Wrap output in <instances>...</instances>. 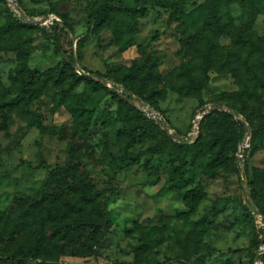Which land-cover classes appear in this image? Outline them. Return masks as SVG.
I'll return each instance as SVG.
<instances>
[{
    "label": "rangeland",
    "instance_id": "1",
    "mask_svg": "<svg viewBox=\"0 0 264 264\" xmlns=\"http://www.w3.org/2000/svg\"><path fill=\"white\" fill-rule=\"evenodd\" d=\"M117 1L137 11L132 17L113 11L95 20V12L107 0H19L25 17L37 23L26 28L9 21L6 0H0V213L12 212L20 199L33 198L44 189L50 171L71 165L92 183L103 215L89 208L99 226L88 229L75 246L50 249L45 258L54 264H135L138 248L144 264H264L263 246L255 248L253 239L256 233L264 238V218L246 196L244 181L245 160L249 182L264 169V148L251 153L253 130L229 107H238L243 89L263 93L262 103L250 102L261 109L264 122V52L259 61L252 57L243 62L250 42L255 47L264 41V14L256 19L254 37L250 40L246 34L241 41L229 26L230 21L240 26L245 17L237 3L168 0L185 5L184 12L174 13L157 0H148L142 10L137 8L139 0ZM189 13L193 19H185ZM211 21L218 48L187 57L185 39ZM65 24L71 29L62 31L64 50L80 59L81 68L107 75L106 85L98 83L108 88L133 62H150L166 79L191 59L192 77L201 91L185 96L163 89L156 99L174 134L179 132L183 139L170 138L193 145L204 134L206 116L199 118L223 106L228 111L212 113L227 112L246 122L236 152L227 156L225 165L214 168H206L209 159H189L184 171L176 157L155 151L165 143L161 132L144 127L137 113L119 108L104 89L76 79L43 37L41 27L61 30ZM236 42L246 43L245 48ZM29 71L40 77L39 92L31 100L20 92ZM127 121L148 137L137 136L139 132L131 136ZM145 244L146 250L140 251ZM254 253L263 261L253 262Z\"/></svg>",
    "mask_w": 264,
    "mask_h": 264
},
{
    "label": "trees",
    "instance_id": "2",
    "mask_svg": "<svg viewBox=\"0 0 264 264\" xmlns=\"http://www.w3.org/2000/svg\"><path fill=\"white\" fill-rule=\"evenodd\" d=\"M224 1L229 4L237 3L245 9V17L242 18L240 26H236L234 21H230L229 26L232 30L238 32L237 37L241 41H245L244 37H246V34H248V39L251 40L256 33V19L258 15L264 14V0L252 1L253 5L251 7L248 6L251 0ZM17 2L20 7L19 0ZM147 3L148 0H139L137 8L142 10L146 7ZM157 3L162 5V7L171 8L174 13H178L179 11L181 13L184 12L185 5L181 3H170L168 0H157ZM194 6L196 11H199L200 6L195 4ZM6 7V14L9 15V21L12 23L26 28L37 27L34 23L29 24L21 20L8 7L7 0ZM52 11V13L58 14L56 10ZM113 11H120L132 17V13L137 10H131L117 0H107L105 6L95 12L94 19H104ZM186 16L184 15L185 19H193L191 13L186 14ZM54 24L57 23L55 22ZM128 28L131 31L133 30L131 24L128 25ZM40 29L43 37L53 44L55 54L64 59L65 65L72 70L76 79L86 80L104 89L111 99L117 103L119 108H125L129 114L132 112L137 113L138 117L146 123L143 124L144 127L146 125V128L150 126L153 129L159 130L165 143L163 146L156 148L155 151L157 150L160 154L176 157L181 167H184V171L189 166V159L193 160V162L199 158L200 160L209 159L210 162L206 165V168L218 167L219 164L225 165L227 156L230 153L236 152L238 144L245 136L246 122L250 124L253 130L251 153L264 148V122H262L261 117L263 114L261 113V109L252 107L250 102L262 103L263 93L250 92L243 89V93L239 95L238 107L229 106L233 111V115L237 117L243 115L246 122L235 120L234 116L227 112H214L202 120V129L205 135H201L191 146L180 144L168 136L161 124L148 118L143 112L132 106L125 99V96L129 99L136 98L154 109L160 114L163 122L172 129L173 126L170 124L169 119L156 105V99L161 97L163 89H169L185 96L201 91L202 88L195 84L192 77L191 59L185 67H182L175 75L169 76L166 79L153 70L150 62L145 61L139 64L133 62L132 66L128 68L123 76L110 82L112 87L108 88L76 73L75 64L76 61L80 64V59L75 57L74 54H68L63 47L62 31L66 32L71 29L69 24H65L61 30H58L56 27L50 29L41 27ZM211 29L216 30V26H214L212 21L203 30L185 39V45L187 46L185 52H189L187 57L191 58L192 52L216 51L218 47L216 48L213 44ZM216 35L217 33L214 34V37ZM263 42L262 40L255 47L250 42L251 50L248 51L247 56L244 58V64L249 63L252 57H255L257 61L260 60V57L263 55L262 52H264ZM200 44L203 46L197 47ZM234 45L241 46L244 49L246 43L236 42ZM82 69L87 73H93L85 68ZM261 71L264 72V64L261 66ZM93 74L109 80L107 75H101L100 73ZM39 81L40 77L37 73L29 71L26 78L22 80L20 92L23 94V97L28 95L29 100L37 97L39 92L37 84ZM120 90H123V93H120ZM256 115H259L260 118L256 119ZM127 127L131 136L141 131V127L137 128V125L133 121H127ZM176 133L180 134L179 132ZM137 136L147 138L148 134L146 131H142ZM167 146H170V148H167ZM233 160H236V158ZM26 165L31 169L29 164ZM245 166L247 168V175L250 177L248 162L246 160ZM43 167L45 166H41V168ZM175 172L178 173L177 171ZM249 184L253 206L264 218V169ZM96 201L97 198L92 183L79 174L76 168L67 165L50 171L44 189L38 191L33 198L20 199L12 212L8 214L0 213V264H22V262L27 260H40V258H42V261L39 264H54L52 258H45L50 249H66L69 245H74L73 243H79L81 238L89 231L88 229L92 226H99L98 223L93 222L94 220L90 217L92 212L89 210V208H92L98 216L102 217L103 214L98 209ZM248 206H250L249 203L246 205V208ZM77 216L82 220H77ZM97 221H99V218ZM253 239L255 248L258 249L260 245L264 246V238H260L259 234L256 233ZM22 241L25 242L22 243ZM141 247L140 251L146 250V244ZM195 247H198V245L195 244ZM76 248L74 247V249ZM138 249L135 252V264H144ZM198 254V252L195 253V255ZM233 254L237 255L240 252H234ZM256 256V253H254L252 256L253 262ZM260 260L263 261V258L260 257Z\"/></svg>",
    "mask_w": 264,
    "mask_h": 264
},
{
    "label": "water",
    "instance_id": "3",
    "mask_svg": "<svg viewBox=\"0 0 264 264\" xmlns=\"http://www.w3.org/2000/svg\"><path fill=\"white\" fill-rule=\"evenodd\" d=\"M15 9H16V11H17L19 17L21 18V20H23V21L26 22V23H30V24H31V23H34V24H37L35 21L28 20V19L25 17L24 12L21 10V8L19 7V5H16V6H15ZM75 66H76V68H77V70H78V73H79L81 76H83V77H85V78H89V79L95 80V81L100 82V83H102V84H104V85L107 84V82L105 81V79L102 78L101 76H98V75L93 74V73H87V72H85V71L79 66V64L77 63V61H76ZM125 99L128 100L129 103H130L132 106H134V107H136L137 109L143 111L142 108H141V105H145L144 102L139 101V100H137L136 98L129 99L127 96H125ZM215 110H218V111H228V109H227L226 107L218 106V107H216V108H212V109L208 110V111H207L205 114H203V116L200 117L199 119H200V120L203 119L205 116H207L208 114L212 113V112L215 111ZM143 112L146 113L145 111H143ZM199 119H198V120H199ZM163 129L167 132V134H168L172 139H174V140L183 139V138H182L181 136H179L178 134H173V133H171V132H170V128H169V126L164 125V126H163ZM245 129H246V127H245ZM172 131H173V130H172ZM243 150H244V147L241 148V153L243 152ZM247 177H248V175H247V171L244 170L245 194H246V196L248 197L249 201L252 202V197H251V194H250V184H249V181H248V178H247ZM256 261H257V263H259L260 258L257 257Z\"/></svg>",
    "mask_w": 264,
    "mask_h": 264
},
{
    "label": "built area",
    "instance_id": "4",
    "mask_svg": "<svg viewBox=\"0 0 264 264\" xmlns=\"http://www.w3.org/2000/svg\"><path fill=\"white\" fill-rule=\"evenodd\" d=\"M7 4H8V7L19 17L16 9H15V6L18 5V2L17 0H7ZM20 18V17H19ZM54 19H56L55 17H51V21H53ZM112 86L109 85V88H111ZM120 93H123V90H120ZM141 108L143 111H145L146 113H144L148 118L152 119V120H155L156 122H158L159 124L162 125V127L164 125H166L164 122H163V119L162 117L160 116V114L158 112H156L154 109H152L151 107H149L148 105H141ZM168 126V125H167ZM170 128V127H169ZM170 132L174 134V131H172V129L170 128ZM261 252L264 253V246L261 247Z\"/></svg>",
    "mask_w": 264,
    "mask_h": 264
}]
</instances>
